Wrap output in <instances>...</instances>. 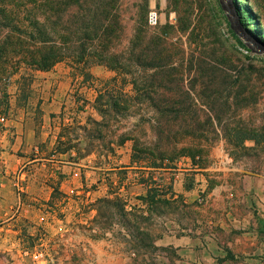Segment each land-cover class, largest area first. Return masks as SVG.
<instances>
[{
  "label": "rangeland",
  "instance_id": "rangeland-1",
  "mask_svg": "<svg viewBox=\"0 0 264 264\" xmlns=\"http://www.w3.org/2000/svg\"><path fill=\"white\" fill-rule=\"evenodd\" d=\"M229 3L264 31V0ZM89 21L112 23L129 71L82 54ZM144 47L171 77L141 66ZM40 49L60 56L47 70ZM105 88L130 98L127 118L91 155L62 153L66 137L86 145ZM35 251L38 264H264V56L222 0H0V264Z\"/></svg>",
  "mask_w": 264,
  "mask_h": 264
},
{
  "label": "trees",
  "instance_id": "trees-1",
  "mask_svg": "<svg viewBox=\"0 0 264 264\" xmlns=\"http://www.w3.org/2000/svg\"><path fill=\"white\" fill-rule=\"evenodd\" d=\"M242 23L247 29V32L251 35H254L256 32H260L259 25L256 23H253L255 28L252 25L248 26L245 24L244 20L242 19ZM259 26V27H258ZM87 29L86 35V44L83 47L82 54L86 55L88 57H94L97 59L101 64L106 66L109 69H112L114 71L121 70L125 72V70L129 71L130 66L132 65V57L129 53L125 52H118L115 51V42H114V27L111 22H108L107 24H95L92 21H89L88 24L85 27ZM144 34L148 32V30H142ZM97 38V42L92 43V39ZM155 46L161 45V37H157ZM151 47H144L140 54L137 56V58L140 60L139 63H141V66L144 69H147L149 66V62L151 61H157L159 63L158 69L160 70V73L168 77H171V74H169L167 71L163 70V67L160 65H164L165 59L161 56V53H155V51H151ZM129 54V55H128ZM59 55L55 56L52 54V51H45V49H40L37 51V56L33 58V65L39 67L41 70H47L50 67H52L54 64H56L57 59H59ZM75 59V55L73 56ZM165 67V66H164ZM118 91H115L113 88H105V90H99L98 96L95 99L92 107L96 111V113L102 118V120H97L95 118L90 117L87 121V123L84 126H79L80 130L84 132V138L86 141V145L83 146V143L79 141V137L76 138H69V137H60V139L65 138L67 139V142H60V145L64 146V151L62 153L76 150L78 153V156L80 157H86L88 155H91L94 152V143L98 141H105V135L103 133V129H107L109 126L110 120H114L116 122H121L120 119L127 118L128 115H124L122 117L118 116V112L126 111L129 109V107L132 105L130 103V98L123 92L120 94H117ZM187 100V98H186ZM154 103L158 104H164L165 108H160V113L165 114L169 111V105L171 104V101L166 100H156ZM173 103V102H172ZM155 104V105H156ZM176 103H173V107ZM171 106V107H172ZM169 107V108H167ZM113 109V112L111 110ZM165 118L167 116H164ZM172 118V117H171ZM176 118H178L176 116ZM173 133V132H172ZM181 133V132H180ZM68 134V133H67ZM174 135H178V132ZM181 135L189 138H195L197 137L198 133L195 128V125H191L189 129H186L184 133ZM172 137L171 139H173ZM176 138V137H175ZM76 142V143H75ZM109 147H107L108 151H112L113 148H111L112 144H108ZM106 148V147H105ZM82 151H86L85 154H81ZM193 150L187 149L186 152H189L192 154ZM103 202L111 204L113 201L105 200ZM116 204H118L120 208V212H125V205L122 202L121 198L116 199Z\"/></svg>",
  "mask_w": 264,
  "mask_h": 264
},
{
  "label": "water",
  "instance_id": "water-1",
  "mask_svg": "<svg viewBox=\"0 0 264 264\" xmlns=\"http://www.w3.org/2000/svg\"><path fill=\"white\" fill-rule=\"evenodd\" d=\"M228 19L231 23L232 30L244 42L249 50L264 56V43L256 36L247 32L242 23V18L237 11L230 5L229 0H222Z\"/></svg>",
  "mask_w": 264,
  "mask_h": 264
},
{
  "label": "built area",
  "instance_id": "built-area-1",
  "mask_svg": "<svg viewBox=\"0 0 264 264\" xmlns=\"http://www.w3.org/2000/svg\"><path fill=\"white\" fill-rule=\"evenodd\" d=\"M157 20H158V15L156 12H152L149 18V22L151 25H155L157 24ZM31 259L33 260L34 263L38 264V263H43L46 262L48 260V254H45L44 251H35L30 255Z\"/></svg>",
  "mask_w": 264,
  "mask_h": 264
},
{
  "label": "crops",
  "instance_id": "crops-1",
  "mask_svg": "<svg viewBox=\"0 0 264 264\" xmlns=\"http://www.w3.org/2000/svg\"><path fill=\"white\" fill-rule=\"evenodd\" d=\"M33 132H34L33 130H30L27 128L24 132L23 138L31 139ZM177 245H179V244H177Z\"/></svg>",
  "mask_w": 264,
  "mask_h": 264
},
{
  "label": "bare ground",
  "instance_id": "bare-ground-1",
  "mask_svg": "<svg viewBox=\"0 0 264 264\" xmlns=\"http://www.w3.org/2000/svg\"><path fill=\"white\" fill-rule=\"evenodd\" d=\"M253 27L252 28H255L254 25H252ZM259 27V26H258ZM263 28L259 27V30L261 32V35L264 36V31L262 30Z\"/></svg>",
  "mask_w": 264,
  "mask_h": 264
}]
</instances>
